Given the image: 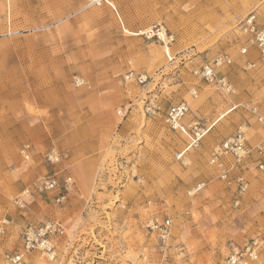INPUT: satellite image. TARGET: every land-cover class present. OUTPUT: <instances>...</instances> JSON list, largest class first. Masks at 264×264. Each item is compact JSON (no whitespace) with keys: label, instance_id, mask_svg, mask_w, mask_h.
<instances>
[{"label":"rangeland","instance_id":"rangeland-1","mask_svg":"<svg viewBox=\"0 0 264 264\" xmlns=\"http://www.w3.org/2000/svg\"><path fill=\"white\" fill-rule=\"evenodd\" d=\"M110 2L0 0V264H11L7 256L21 250L23 228L47 221L65 229L54 237V255L31 251L22 264H227L233 247L264 240V175L254 159L241 169L249 181L242 195L210 164L219 138L242 123L249 145L264 146L256 141L264 136V103L250 99L264 87V70L249 65L252 49L240 53L247 42L239 30L251 11L264 23V0ZM147 4L159 11L163 5V12L145 13ZM147 16L150 25L141 30L163 25L174 42L148 39L127 26ZM218 54L233 61L219 72L231 77L234 93L193 73ZM130 71L148 81L126 80ZM76 79L84 83L77 86ZM65 88L84 98L71 106L83 117L52 127L51 141L34 118L42 117L54 104L53 93ZM182 101L190 106L186 122L198 119L210 127L197 147L188 148L189 138L164 121L167 108ZM146 103L161 110L148 116ZM253 106L262 121L251 113ZM205 107L216 112L211 122L198 118L196 112ZM75 121L88 122L86 137L102 146L84 157L102 154L91 180L75 174V159L68 168L46 162L52 147L68 150L61 140ZM24 142L33 147L30 160L21 155ZM64 171L74 179L65 202L34 193L25 210L14 205L39 177ZM152 215L172 220L165 244L148 228ZM249 264H264V249Z\"/></svg>","mask_w":264,"mask_h":264},{"label":"built area","instance_id":"built-area-1","mask_svg":"<svg viewBox=\"0 0 264 264\" xmlns=\"http://www.w3.org/2000/svg\"><path fill=\"white\" fill-rule=\"evenodd\" d=\"M90 5L101 6L103 3L111 5L110 0H86ZM240 33L245 36L247 45L244 44L240 48V53L246 55L251 49L258 51L260 56H264V23L258 20L255 13H249L240 23ZM145 36L156 38L165 44L174 42V34L167 31L163 25H155L151 29L144 32ZM232 59L226 54H218L212 59L202 63L193 71L194 75L201 81L210 85H214L221 91L226 93H234L235 89L226 74H221L219 68L222 66H230ZM148 76L144 74H136L130 71L125 79H133L138 84H145ZM77 86L84 83L81 79H76ZM193 95H196L193 92ZM160 107L153 103L145 104V113L148 116H155L159 113ZM250 111L254 115H258L260 121L263 117L259 116L258 108L253 106ZM122 111H120V114ZM190 114V106L186 101L173 104L164 112V121L168 128L176 133H182L189 138V146L197 147L204 136L209 132L210 127L203 124L199 120L186 122L185 119ZM246 123L238 126L236 131L229 137L222 140L214 149L210 164L219 171V177L229 185L235 184L239 195L244 194L249 187V181L241 173V169L245 162L254 159L257 171L264 175V146L257 145L252 147L248 143ZM21 155L25 160L32 158L33 147L31 143L24 142L20 149ZM63 151L52 147L45 155L46 162L49 165L62 164L64 155ZM181 152L178 158L183 156ZM200 184L195 191L202 188ZM74 188V179L68 173L53 172L39 177L31 187L24 189L15 199L14 205L21 210H25L34 193H51L56 203H63L68 198ZM239 201H236V205ZM149 230L156 235V238L163 244L167 243L172 228V220L169 217H159L152 215L148 222ZM4 232V229L0 231ZM65 233L63 226L56 221H47L39 225H27L22 230V246L21 250L15 255H8L7 259L11 264H22L24 255L31 251H39L46 255H54V237L61 236ZM264 249V240L254 238L243 246H235L232 248L227 264H249L259 258L260 252Z\"/></svg>","mask_w":264,"mask_h":264},{"label":"crops","instance_id":"crops-1","mask_svg":"<svg viewBox=\"0 0 264 264\" xmlns=\"http://www.w3.org/2000/svg\"><path fill=\"white\" fill-rule=\"evenodd\" d=\"M116 1L118 2V0H116ZM162 4H163V0H162ZM150 10L152 12L156 11L157 13L163 12V5L159 11V10L155 9V7L153 5L147 4L145 13H147ZM252 12L257 15L258 20L260 21L259 12L258 11H251L249 13H252ZM140 20L141 21L138 24H131V25H127V26H130V28H132V29L141 30V29H144L145 27L150 25L149 16L141 18ZM144 32L145 31L141 30V31L136 32V33L143 35ZM249 57L250 58L247 59L249 65H253V66L259 65L260 70L261 71L264 70V56H260L257 50L252 49L249 51ZM208 60H210V59H207L206 61H208ZM208 85H210V84H208ZM256 89H257V92H254V93H256L257 95L256 94L252 95L250 97V99L254 100V101L256 100L257 102H260V103H262V102L264 103V94H263L264 87H263L262 91H261V87H259V88L257 87ZM62 90L63 91H61V93H57V94L53 93L52 97L50 98V101H53V103H54L53 106L51 108H48L43 113L42 117L34 118L36 121L40 120V121H38L37 124L42 125V127H43L42 133L45 134L44 138H47V136H49L51 138V141H52L53 135H54V133H51L52 127L60 126L61 124L63 125L69 121L72 122V120H74V119H77L78 121H80L81 118L83 117V116H80V115H82V112L79 113L78 110L76 112H74V110L71 109V106H73L75 102L80 103V101L82 102V100L84 99V98L79 99L78 95L80 92H77V89H73L72 92H70L66 88H65V91H64V89H62ZM42 93H47V92L43 91ZM55 106H56V108H55ZM258 107H260V106H258ZM101 108H103V105ZM229 110H232V109H229ZM259 111H260V108H259ZM22 112H24V110ZM196 113L198 114L199 119L206 120L207 122H211L216 115V112H214L213 110L209 111V107H205L204 109H200ZM195 118H197V117H195ZM195 120H198V119H195ZM78 121H75L76 122L75 128H71L69 131H67L65 136L63 137V140H61L62 141L61 143L65 147H68L67 148L68 150L61 149V148H60L61 150L60 149H58V150H60V151L65 150L66 151V152L63 151V152H65L64 160H63V166L65 168H68V166H67L68 161L75 159V160H77L75 162V165L73 168L75 174H77L79 177H82V178H85L88 175L89 176L88 180H91L90 176L92 177V173H94L93 170L91 172V169L95 168L98 165L99 161L101 160L102 154L92 155L91 157H88V158H84V157L90 153V150L97 149V148L99 149V148H102V146L98 145V144H100V143H98V141H96V142L91 141L88 137H86L87 136L86 133L90 130L88 127L89 123L88 122L79 123ZM20 124H24V123H20ZM23 126L24 125H20L19 130H22ZM252 129H253V131L258 130L259 126L255 127V125L253 123ZM263 131H264V128H263ZM56 135L58 137L59 136L62 137L63 131L61 130V131H59V133L57 132ZM88 135H90V134H88ZM41 138H43V137H41ZM54 138H55V136H54ZM219 139L224 140V137L219 138ZM256 141H264V136L262 133H260L257 136ZM84 175H85V177H84Z\"/></svg>","mask_w":264,"mask_h":264}]
</instances>
